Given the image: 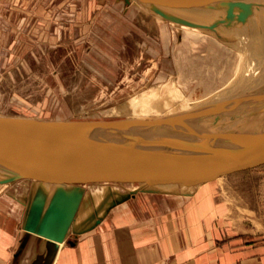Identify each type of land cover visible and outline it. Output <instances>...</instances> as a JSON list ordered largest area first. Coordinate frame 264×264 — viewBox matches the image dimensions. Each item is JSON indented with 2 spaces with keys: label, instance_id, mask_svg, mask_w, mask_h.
Instances as JSON below:
<instances>
[{
  "label": "water",
  "instance_id": "1",
  "mask_svg": "<svg viewBox=\"0 0 264 264\" xmlns=\"http://www.w3.org/2000/svg\"><path fill=\"white\" fill-rule=\"evenodd\" d=\"M136 1L177 26L253 43L264 73V0ZM263 141L264 80L228 109L185 118L103 123L0 115V185H38L26 204L16 264L32 238L37 247L44 246L34 264H52L62 244L74 245L79 234L96 228L112 208L138 194L189 196L163 185L228 171ZM143 174L156 178L140 190L117 193L109 204L100 202L90 221H77L81 207L93 198L75 182Z\"/></svg>",
  "mask_w": 264,
  "mask_h": 264
},
{
  "label": "rangeland",
  "instance_id": "2",
  "mask_svg": "<svg viewBox=\"0 0 264 264\" xmlns=\"http://www.w3.org/2000/svg\"><path fill=\"white\" fill-rule=\"evenodd\" d=\"M123 1L43 0L39 7L46 13L41 22L33 23V34L22 25L11 32L12 41L0 35V115L88 122L125 116L152 119L185 103L188 98L178 99L172 85L181 90L197 66L219 54L208 42L211 30L195 33L187 27L183 44L170 22L136 0L128 6ZM210 63L218 64L216 59ZM230 71L240 76L234 68ZM225 178L257 212L254 220L264 223V141L228 171L163 187L193 194L204 184L223 185ZM108 179L84 184L93 201H87L88 208L81 207L77 221L83 210L90 221L100 202L109 204L131 187L108 184ZM37 190L38 185L19 181L7 184L0 199L12 195L26 211Z\"/></svg>",
  "mask_w": 264,
  "mask_h": 264
},
{
  "label": "crops",
  "instance_id": "3",
  "mask_svg": "<svg viewBox=\"0 0 264 264\" xmlns=\"http://www.w3.org/2000/svg\"><path fill=\"white\" fill-rule=\"evenodd\" d=\"M42 1L0 0L1 37L11 38L22 25L33 34V23L46 13L39 7ZM155 177L109 178L107 183L131 184L127 190L133 191ZM224 181L204 184L189 196L138 194L112 208L74 245H63L52 264H264V223L254 220L257 212L229 178ZM11 196L0 199V264H16L24 235L25 206ZM87 212H81L80 222ZM43 253L44 246L37 247L32 238L20 264H34Z\"/></svg>",
  "mask_w": 264,
  "mask_h": 264
},
{
  "label": "bare ground",
  "instance_id": "4",
  "mask_svg": "<svg viewBox=\"0 0 264 264\" xmlns=\"http://www.w3.org/2000/svg\"><path fill=\"white\" fill-rule=\"evenodd\" d=\"M122 3L125 4V0ZM170 24L177 33L178 41L185 44L184 38L187 33V27L177 26L172 23ZM191 29L193 30L192 32L198 33L197 29ZM211 32L212 39L210 38L208 42H211L212 48L215 49L219 54L212 57V59L209 58L208 61H205L203 64H201V66H197L191 78L185 81V88L182 85L180 90L176 84L172 85L171 90L173 91L174 95H178V99L183 100L185 97L188 98L186 99L185 103L177 106L165 115H161L152 119H139L133 116H125L126 119L123 118L117 121H105L103 123L136 120L155 121L162 119L185 118L193 115L204 114L206 112L221 110L222 108L228 109L241 99L247 98L248 95L251 94L264 80V73L260 71L258 54L256 52L257 49L253 47V43L251 44L247 41H241L239 39L234 41H225L214 31ZM215 59L217 60L218 64L210 63V61L215 62ZM171 62L175 69L174 62ZM231 68H234L236 71H238V73H240L238 78L237 74L236 77H234L235 74H232L230 71ZM136 176L118 178L128 179L134 178ZM74 184L82 186L83 181L75 182ZM5 186L6 185H0V191ZM140 189H142V187H138L133 191ZM64 244H62L61 247Z\"/></svg>",
  "mask_w": 264,
  "mask_h": 264
},
{
  "label": "flooded vegetation",
  "instance_id": "5",
  "mask_svg": "<svg viewBox=\"0 0 264 264\" xmlns=\"http://www.w3.org/2000/svg\"><path fill=\"white\" fill-rule=\"evenodd\" d=\"M177 41H178V37H177ZM187 64H189V66H191V65H192V63H187Z\"/></svg>",
  "mask_w": 264,
  "mask_h": 264
}]
</instances>
